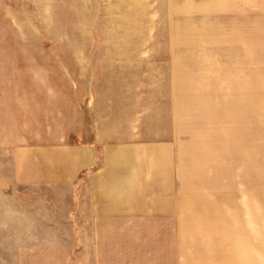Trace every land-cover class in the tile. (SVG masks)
I'll list each match as a JSON object with an SVG mask.
<instances>
[{
    "label": "rangeland",
    "instance_id": "rangeland-1",
    "mask_svg": "<svg viewBox=\"0 0 264 264\" xmlns=\"http://www.w3.org/2000/svg\"><path fill=\"white\" fill-rule=\"evenodd\" d=\"M73 106L176 144L175 237L93 248L71 187L10 184ZM0 264H264V0H0Z\"/></svg>",
    "mask_w": 264,
    "mask_h": 264
},
{
    "label": "crops",
    "instance_id": "crops-1",
    "mask_svg": "<svg viewBox=\"0 0 264 264\" xmlns=\"http://www.w3.org/2000/svg\"><path fill=\"white\" fill-rule=\"evenodd\" d=\"M62 110L46 141L40 135L10 148V184L71 187L74 224L95 235L93 248L120 247L130 234L175 237L187 216L177 208L176 144L153 132L146 138L135 115L123 121L94 107L86 122L73 106L72 125H66Z\"/></svg>",
    "mask_w": 264,
    "mask_h": 264
}]
</instances>
